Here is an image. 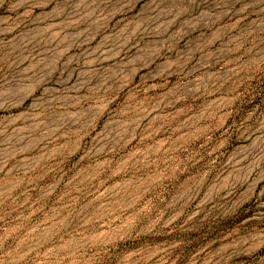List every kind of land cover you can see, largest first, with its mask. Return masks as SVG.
I'll return each mask as SVG.
<instances>
[{
    "label": "rangeland",
    "instance_id": "rangeland-1",
    "mask_svg": "<svg viewBox=\"0 0 264 264\" xmlns=\"http://www.w3.org/2000/svg\"><path fill=\"white\" fill-rule=\"evenodd\" d=\"M0 264H264V0H0Z\"/></svg>",
    "mask_w": 264,
    "mask_h": 264
}]
</instances>
